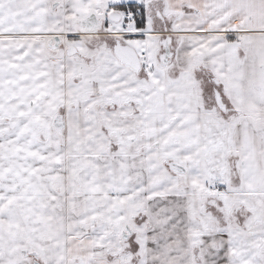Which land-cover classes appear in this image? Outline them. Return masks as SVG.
<instances>
[{
	"label": "snow or ice",
	"instance_id": "obj_1",
	"mask_svg": "<svg viewBox=\"0 0 264 264\" xmlns=\"http://www.w3.org/2000/svg\"><path fill=\"white\" fill-rule=\"evenodd\" d=\"M0 264H264V0H0Z\"/></svg>",
	"mask_w": 264,
	"mask_h": 264
}]
</instances>
